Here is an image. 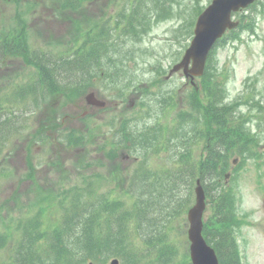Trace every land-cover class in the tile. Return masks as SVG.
I'll use <instances>...</instances> for the list:
<instances>
[{"label":"rangeland","instance_id":"obj_1","mask_svg":"<svg viewBox=\"0 0 264 264\" xmlns=\"http://www.w3.org/2000/svg\"><path fill=\"white\" fill-rule=\"evenodd\" d=\"M142 1L144 3L146 0ZM211 1L173 0V16L158 22V16L164 11L151 13L152 21L148 23L150 26L142 30L141 25L144 24H141L136 37H129L124 42L119 34L117 35L119 47L117 52L110 53L109 61L110 70L116 72L115 78L119 80L104 84L105 88L99 84L100 91L91 90L96 92L100 100L107 102L104 109L90 106L86 101V95L90 91L85 90L82 95L46 99L42 103L44 111L41 115L39 110L28 115L31 111L24 107V104L32 101L34 94L24 98L28 93L24 92L18 97H13V93L16 83L19 82L21 88H24L33 84L34 77L28 73L26 66H23V57H11L3 62L0 67V105L5 106L7 102H13L17 108L10 106L2 111L26 112L25 124L35 129L39 122L48 118L47 123L57 126V129L42 132L51 144L31 145L28 141L29 135L24 134L21 138L9 142V147H5L3 154L0 153V218L5 221L7 218L18 219L21 217L20 210H31L34 213L40 206H48V195L52 196L58 189L61 191L75 186L88 187L87 182L90 183V190L94 189V186L98 187L100 193L116 200L122 197L123 193L137 190L139 179L136 182V176L138 171L142 172V168L161 173L171 170L180 158L185 159L181 157L185 153L184 150H165L156 155L151 150L136 146L133 149L123 148V154L119 152L115 157L110 153L118 148L117 144L112 143L118 142L116 129L120 128L121 121L138 116L140 112H148L149 106L160 107L162 98L166 97L168 92L169 97L173 98L172 104L167 103L169 107L165 112H158L159 115L151 121H170L171 124H176L177 120L183 122L182 116L187 113L186 103L183 107L184 98L190 93V87L186 85L187 81L182 73L173 75L169 81L164 79L175 60L179 61L183 56L194 36L199 13ZM106 2L102 0L92 7L104 9ZM124 3L125 1L120 0L119 7ZM109 8L113 10V5L110 4ZM92 9L94 10L83 3L80 6H72L68 0H0V41L8 32H19L25 28L28 30L27 42L33 49L44 50L50 47L65 50L68 37L73 36L75 32L88 30L103 13L92 12ZM241 12L243 13L237 14L235 19L242 20L243 27L238 29L237 33L229 34L225 47L218 51L217 60L210 68L212 77L215 64L218 63L216 84L222 91L219 94L229 95L230 101L247 94L248 87L245 83L250 79L256 80V88L264 93V0ZM233 37L237 41L233 40ZM1 52L2 50L0 57ZM161 67L162 73L158 74ZM71 73H68V79H71ZM19 74L20 78L17 79L15 76ZM123 74L126 77V86H131L133 79V86L143 88L129 92L124 99L118 97V91L122 89ZM148 93L153 95L146 96ZM259 99L264 101L262 97ZM133 103H136L135 106ZM243 111L248 110L243 107ZM255 114L254 118L262 120L258 113ZM250 124L255 129L256 123ZM32 128L31 132L35 130ZM61 129L67 133L76 131L81 136H86L87 140L89 136V140L85 141L86 143L82 140L85 144L76 150L65 148V140L56 142L58 134L52 133ZM262 137L259 146L254 147L258 152L257 156L249 158L253 156V151H250L249 159H244L238 153L234 156L228 171L231 177L228 182H224L228 189L233 187L237 195V217L244 222L243 225L234 226L235 232H238L235 241L242 256L241 264H264V135ZM103 146L107 148L106 153ZM202 147H205L204 142ZM200 155L201 147L194 145L190 159L198 160L202 156ZM146 159L148 160L145 164ZM30 167L35 169L34 176L26 178L31 172ZM94 179L99 180L98 184L92 181ZM58 207H54L53 215L51 211L44 214L56 225L64 218L61 207ZM213 216L214 210L210 203L205 212L206 223L212 220ZM108 224L114 225L110 221ZM75 226L72 227L73 230ZM113 230L117 228L114 227ZM188 230L187 215L175 222L171 228V244L177 248V254H181L179 257L185 264L190 254ZM141 242L143 244L144 240ZM9 257L6 250L2 251L0 263L7 261ZM95 264H110V260L108 263L107 260H102Z\"/></svg>","mask_w":264,"mask_h":264},{"label":"trees","instance_id":"obj_2","mask_svg":"<svg viewBox=\"0 0 264 264\" xmlns=\"http://www.w3.org/2000/svg\"><path fill=\"white\" fill-rule=\"evenodd\" d=\"M172 2L173 0H147L144 2V8L149 9V12H154L164 7L165 11L172 12ZM139 4L131 10L130 15V21H137V25H134L133 29L136 36L139 26L144 24L141 25L142 30H146L150 21L147 16L142 15ZM129 31H131L130 28ZM12 38H15L13 40L15 45L9 47L7 53L24 56L32 63L34 53L28 48L24 36L21 34V37L16 35L10 39ZM100 48L102 47L95 46V50H100ZM104 48L108 49L106 42ZM71 49L66 52H52L49 49L40 52L42 76L38 83L32 81L33 84L31 83L32 85L26 89L25 92L28 94L24 98L31 94H34L35 97L30 104L28 101L24 105L33 109L34 106H44L42 103L46 99L52 100L55 96L67 98L70 95H82L81 93L86 90L87 85L85 79L80 76L85 73L91 58L86 56L85 46H80L74 50L73 54H70L68 59L67 55ZM108 69L109 66H107V71ZM69 72H72L71 79L67 78ZM208 82L210 80H207ZM205 88L210 93V87L206 85ZM199 104L198 97L195 95L194 105L199 106ZM6 106L17 108L14 103L0 105V153L3 152L8 140L19 134L21 126H17V121L21 116L26 115V113H20L17 110L2 111ZM220 114L221 112L218 113V115ZM201 121H203L202 129H198L195 135L186 133V138L189 141L185 148H191V142L198 135L203 136L206 140L210 138L207 157L192 161L189 152V155L183 154L181 157H185V159L180 158V161L169 171L161 173H153L146 169L142 172L138 171L136 182L139 179V185L136 191L123 193V196L118 197L115 201L106 198V201L112 203V209L120 207L123 211L117 224L116 231L119 235L117 243L126 247L129 232L143 235L147 246L153 249L152 253L147 252L151 264H185L180 260L177 248L171 244V228L173 223L191 207L197 178L203 180L208 197L212 199L214 210L212 220L205 224L204 235L215 248L220 264H241V254L232 232L233 221L237 223V220L233 218L235 194L232 191H227L223 180L231 163L228 155L221 151L222 147L226 149L222 139L229 138L225 132V119L215 117V113L207 106L204 107ZM213 124H216L215 130L217 131L215 132H211ZM154 126L151 127L147 124L140 126L131 124L130 121H124L120 128V136L124 143L121 146L130 147V144H133L148 149L147 143L154 141L150 147H156L154 148L156 151L159 152L163 148L169 149L168 147L178 139L180 132L174 133L173 128L170 129L163 124ZM45 127L42 124V128ZM150 135L154 136V140H149ZM68 138L71 145L79 146L82 143V141L80 143L81 138L75 134H71ZM236 144L237 142L233 143L230 148ZM175 147L182 149L178 144ZM111 153L115 154L116 152ZM147 160L144 162L145 164ZM86 185L88 187L76 186L74 189L64 190L57 195V200L67 215L64 217L65 223L59 224L53 232L51 251H54L56 260L63 264H86L98 262L100 259L106 260L110 255L103 254V251L117 246V243L104 241L102 237L100 220L104 218L103 207L105 206L102 202L104 199L102 194L93 183L94 189L92 190H90V183L87 182ZM73 225H78L81 232H78V226H75V233L78 237L73 240L72 251L69 249V242Z\"/></svg>","mask_w":264,"mask_h":264},{"label":"water","instance_id":"obj_3","mask_svg":"<svg viewBox=\"0 0 264 264\" xmlns=\"http://www.w3.org/2000/svg\"><path fill=\"white\" fill-rule=\"evenodd\" d=\"M257 0H213L212 4L199 16L195 29V38L187 50L183 61L176 65L172 73L184 68L189 76L202 75L208 55L227 29L238 25L232 21V13L242 8H247ZM193 61L192 69L189 66ZM91 104L104 106V102L96 100L94 94L88 96ZM196 205L189 212L191 228L189 237L192 241L191 255L193 264H219L215 250L210 247L203 237V214L206 209V195L201 181L197 182ZM113 264H117L114 261Z\"/></svg>","mask_w":264,"mask_h":264}]
</instances>
